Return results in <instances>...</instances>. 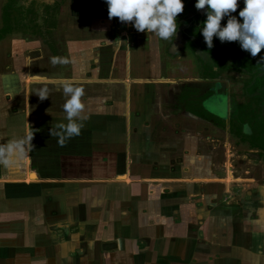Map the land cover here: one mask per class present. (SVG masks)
Returning <instances> with one entry per match:
<instances>
[{"label": "crops", "instance_id": "obj_1", "mask_svg": "<svg viewBox=\"0 0 264 264\" xmlns=\"http://www.w3.org/2000/svg\"><path fill=\"white\" fill-rule=\"evenodd\" d=\"M238 1L244 3V0ZM71 2L74 4L70 18L80 34L75 37L66 35L69 53L65 56L67 63L62 65L65 69L60 67L58 70L62 75L42 73L48 79L58 78L67 82L54 85V96H48L53 100L41 101L34 92L49 84L38 83L45 81L43 78L36 82L34 77L30 78V106L40 109L46 102L51 105L46 117L35 115L31 109L34 121L40 125L32 132L35 142L31 153L39 151L37 155L43 160L51 153L56 158L53 159L55 164L47 168L45 161L34 155L33 159L39 158L43 166L38 165L41 170H36L41 171L40 174L27 168L26 181L58 183L53 187H42L52 189L50 202L45 197L38 200V203L42 202L43 210L46 206L52 208L51 213L48 209L43 213V217L49 213L56 220L55 227L49 226V230L58 228L60 232L52 236L59 249L51 260L52 264H61L66 257L65 264H93L98 254L97 246L95 257L90 252L83 255L79 247L80 240L86 237L87 240H98L99 244L107 241L100 244L102 250H117L115 255L118 254L123 264H214L208 255L213 250L221 254L223 244L220 242H223L221 238L218 240L219 234H222V226H226L224 218L231 220L234 211L222 213L215 210L222 196H216L215 184L206 186L205 183L220 181L215 178L219 168L215 161L217 147L206 143L212 140L197 139L187 133L196 137L208 134L207 138H214L220 130L193 115L196 123L192 126L197 128H192L194 121L189 120H181V127L170 129L172 131L159 127L157 107L162 97L160 100L154 97L167 84L179 81L183 86L197 87L199 72L186 71L192 64L191 61L183 63L184 55L169 59L170 67L165 68L158 55L159 45L164 40L154 34L137 32L130 37L128 34L133 32H128L120 35L115 18H108L106 0ZM25 45L28 47L29 43ZM21 57L18 54L17 59ZM152 57L155 62L151 61ZM9 59H6L7 67L14 62L17 64L16 59ZM25 74L22 76L15 71L0 77V103L17 92L21 80L26 79L27 82ZM68 84L84 89L82 100L86 107L78 121L83 124L80 135L66 139L61 146L59 136L50 135V131L62 134L58 125L67 123L63 110L67 97L63 89ZM34 100L36 103L32 102ZM6 103L11 104L10 101ZM8 104L2 102L0 109L5 110ZM123 104L125 110H120ZM11 134L8 131L10 139ZM184 134L188 136L182 137ZM205 147L206 152L201 149ZM28 159L29 152L26 153V163ZM5 170L11 172L13 169L10 171L6 166ZM32 174L36 176L35 180L31 178ZM6 176L10 175L0 174V182L9 181ZM5 188L0 191V207H8L22 215L19 212L24 213L28 204L10 208L12 198L6 194ZM7 215H4V221L8 227L11 221ZM67 224L78 228L73 235L64 226ZM205 224L207 229L202 231ZM233 226L235 238L238 227ZM60 229H64V238ZM239 231L243 233V244L237 248L238 244L227 242L223 245L226 250L233 249L236 253L242 248L252 253L264 252L262 220H251L245 231ZM40 232L37 233L38 238ZM224 232H227L226 227ZM204 235L212 239L208 240L209 244H206ZM72 253H75L74 257ZM231 254L229 258L233 257Z\"/></svg>", "mask_w": 264, "mask_h": 264}, {"label": "rangeland", "instance_id": "obj_2", "mask_svg": "<svg viewBox=\"0 0 264 264\" xmlns=\"http://www.w3.org/2000/svg\"><path fill=\"white\" fill-rule=\"evenodd\" d=\"M47 1L49 2L50 0ZM53 1L61 4V10L58 11L59 14L57 15V11L53 12L58 16V20L55 22V25L53 23H49V25L53 26V33L55 35L45 33L37 38L36 36H32L29 33L25 34L21 32L8 34L6 37L0 40V77L8 76V73L10 75L11 72L19 71V74L22 76H24L26 73L25 76L27 78V82H25L26 79H23L18 83V85H21V87L18 88L15 94L10 95L7 99H5V101H1L3 104H8L6 103L8 101L11 102V104H8V108H5V110L0 109V139L2 140V145H7L11 141L26 139L30 135L32 136V132H34L35 128L40 126H38V122L34 121V114L42 117L49 115L51 105H49L47 102L45 106H42L40 109H38V107L34 108L30 106V78L33 76L45 77L42 75V73L50 76L62 75L58 70L60 67L63 70L65 69L62 66L64 63H53L52 58L59 57L67 60L65 56L68 55L69 51L66 42V35L75 37L78 33L80 34L79 29L76 27L75 23L73 24L72 18H70L73 9L72 6L74 4L71 2L72 0ZM53 1H50L51 4H54ZM74 1L77 2L79 0ZM5 2L6 0H0V27L2 25V7ZM238 4L239 6H244V3L240 1H238ZM196 13L197 9H194L192 10L191 15ZM115 22L117 24L116 26L120 27V35H122L121 31L126 32L127 34L128 32H137L131 23H121L117 18H115ZM179 31H181V29ZM179 31H177L176 36H173L171 39L161 41L162 43L159 45L161 52L159 50L158 52L160 54L158 55L160 56V59L163 60L162 64L165 65V68H168L170 67V62L168 61L169 59H174L178 55H184L183 59L185 62L183 63L187 64L188 61H191L192 64L189 67L191 70L188 69L186 71H198L200 73L202 70L201 65L196 55L191 50L184 51L185 39ZM143 33H145L143 35H147V32ZM131 34L134 33H130L128 35L133 37L134 35ZM27 42L29 43L28 47L25 45ZM196 48L197 53L203 59H209L207 53L201 50L198 41L196 42ZM39 49L42 51L40 52ZM18 54L22 56L20 60L17 59ZM154 57H152L151 61L155 62V59H153ZM7 58L9 61L16 59L17 64L14 62L13 65L7 67V65H9V63L6 61ZM199 73H196L198 75L197 77H199ZM241 77L244 78L242 75ZM225 78L227 83L224 84V86H226L227 91L234 93L238 102H243L244 96L242 92V85L234 84L229 74H226ZM55 79L59 80L58 78H54L52 80ZM48 84L49 85H43L42 90H47L48 96L53 97L56 91V86L54 85H57L58 83ZM214 85L215 84L213 83L204 85L201 84L202 87H199V90L207 91L210 89H215ZM38 91L40 92L41 90L39 89ZM184 91L185 86H183L179 81L173 85L167 84L165 89L159 92L160 94H154V97H156L157 100H160L159 98L162 97L161 101H159L161 104L159 107H157V116L160 118L159 119L157 117V119H159L158 121H160L157 126H164L170 130L172 128L175 129L177 127H181L180 122L182 121H194L191 126L196 123L195 117L191 116V114L185 111L184 105L182 106L181 104L180 96ZM39 92H34V95L38 97L37 95ZM49 100L53 99L51 98L48 99V101ZM32 102L36 103L35 100ZM123 102L124 101H122V103ZM206 107L212 113L217 115H223L225 117V113L227 111L229 114L228 98H211L208 102H206ZM31 109L34 114L31 113ZM120 110H125V104L122 105ZM34 111L38 114H36ZM150 113L152 112L150 111ZM215 127L218 128L217 126ZM192 128H197V126L194 125ZM218 129L220 131L216 133L214 138H207L208 134H202V136L199 137H196V135L192 133L189 134L190 132L187 134L197 139L205 138V141L212 140L206 143L217 147L215 150V161H217L219 168L216 171L215 178L220 179V181H215L214 183H205H207L206 186L215 184L217 186L216 196H222L221 201H219V203L217 202L215 205V210H218L222 213L234 211L231 220L228 221V218H224L227 222L224 223L226 226H222L221 228L222 234H219L218 240L221 238L223 242H220V244L225 245V243L231 242L235 243L236 245L238 244L239 246H236L238 248L243 244L244 241L242 235L243 233H240L239 230H242V232L245 231L250 225L251 220L256 219V221L262 220L264 222V159L259 156V150H252L248 143H244L240 141L238 137L233 136L230 133V127ZM8 131L12 132L11 139L7 137ZM1 132H3L2 135ZM181 132H183L182 129ZM171 134L172 132H170V135ZM187 134L182 135V137L188 136ZM186 141L190 140L187 139ZM34 142L35 139L31 141L32 144H34ZM192 143L194 142L192 141ZM206 148L207 147L201 149L206 152ZM28 152L30 159H28V163H26V153ZM26 153L21 154L19 157H13L14 162L12 163H0V174L10 175L6 176L7 179H10L9 181L0 182V191L2 190V187L3 189L6 186L11 187L10 189L5 188L6 194H9V197L12 198L11 200L13 205H9L10 208L15 206L19 208L28 204V207L25 206L26 210L24 213L19 212L22 213V215L9 210L8 207H0V224H2L0 227V264H9L11 262L13 264H52L51 260L56 256L58 253L57 251L59 250L57 249L55 242L52 240L53 234L60 233L58 232L59 229L52 228L49 230V226L50 228L55 227L53 225L55 224L56 220L52 219L51 217L53 216L49 213L45 214L43 217V213L47 211L48 206H46L45 210H43L44 208L42 202L38 203V200H40L39 198L45 197L47 202H50L53 199V196H51L53 193L52 189H44L42 188L43 185H45V187H53L58 183H44L43 181L28 183L26 181L27 168L29 171H35L40 174L41 171L36 170L40 166H43V162L45 161L44 163H46L47 168H51L50 166L55 164L53 163V159L56 158L51 153H49L43 160V157L37 155L39 154V151L37 150L33 151V153H31V150H29ZM34 155H37L43 162L39 160V158L38 160L41 162H39L37 159L34 160ZM6 166L8 170H13L11 172L5 170ZM40 179H43V177L40 176ZM49 206L51 205L49 204ZM51 209V207L48 209L50 210V213L52 211ZM7 214L10 215L9 221H11V225L8 227L5 225L6 221H4V215L8 216ZM43 220L46 221L45 225H43ZM232 224L238 227V233L235 238L233 235L234 230L231 229H235V227ZM64 226L68 227L72 235L74 234L73 232L78 229L76 226H70L69 224ZM200 226H198V228ZM214 227L215 226L213 225L212 229H214ZM224 227L227 228V232H224ZM201 229L204 231L207 229V225H203ZM60 230H62V236L64 238V229ZM38 231H42L39 233V235H41L40 238H38ZM86 238L88 239V237ZM87 239L82 238V240H80L81 243H78H80L79 247H81L83 255L84 252H90V254L92 256L94 255V257L97 246L98 249L96 251L98 254H96V258L93 259V264H123L120 263L118 254L115 255L117 250H114L115 252H107L102 250L100 244L107 241H100L99 244L98 240ZM209 239L212 240L211 238L207 237V235H204V240L208 242L206 244L210 243L208 241ZM223 245L220 249L221 254H218V250H213L210 251V254L208 255L210 260L213 262L215 261L214 264H264L263 251H256L252 253V251L247 252L245 249L242 250V248H240V250L234 253L233 249L228 251L225 248L226 246ZM231 253L234 254L232 255ZM229 254H231L233 257L229 258ZM72 255L74 257L75 253H72ZM65 259H67V257L62 259L61 264L67 263V260L65 261Z\"/></svg>", "mask_w": 264, "mask_h": 264}, {"label": "trees", "instance_id": "obj_3", "mask_svg": "<svg viewBox=\"0 0 264 264\" xmlns=\"http://www.w3.org/2000/svg\"><path fill=\"white\" fill-rule=\"evenodd\" d=\"M197 0H183L185 5L182 14L177 17V31L185 39L184 50H191L197 57L201 65V78L214 81L224 73H232L234 84L242 85L244 96L243 102H238L234 93H230L232 98L233 116L226 120L222 115L212 113L206 107V102L218 95L228 96L225 90L215 89L200 91L199 86L194 87L185 84V91L180 96L181 104L185 111L191 115L211 123L218 128L230 127V133L238 137L240 141L248 143L252 150H259V156L264 159V50L257 57H252L250 53L242 50L238 42L221 43L217 37L213 39V47L209 49L201 34L206 12L200 15L197 12L191 15L192 10L196 9ZM42 8V12H40ZM61 4L54 1V4L47 0H6L2 7V25L0 27V40L12 33H29L37 38L45 33L55 35L53 23L58 20ZM244 6H239L236 16ZM206 10V9H205ZM57 11V15L53 12ZM207 11V10H206ZM227 17L221 24L226 26ZM28 34V35H29ZM200 44L202 51L208 54L209 59H203L198 53L196 42ZM217 68V70H215ZM233 73L244 76L235 77Z\"/></svg>", "mask_w": 264, "mask_h": 264}, {"label": "clouds", "instance_id": "obj_4", "mask_svg": "<svg viewBox=\"0 0 264 264\" xmlns=\"http://www.w3.org/2000/svg\"><path fill=\"white\" fill-rule=\"evenodd\" d=\"M106 3L110 20L118 18L121 23H131L138 32L151 33L162 40L176 36L177 17L185 8L183 0H106ZM238 7V0H197L195 8L207 10L201 34L209 49L213 47L214 37H217L221 43L238 42L242 50L255 58L264 50V0H244V8L239 11L242 23L232 15ZM225 17L228 18L227 23L222 27L221 22ZM52 62L67 63V60L53 57ZM63 91L67 97L63 105L67 123L58 125L62 134L50 131V135L59 136L61 146L66 139L80 135L83 124L78 121L86 107L82 100L85 95L82 87L68 84ZM37 96L41 101L46 100L48 92L41 90ZM32 140L33 136L30 135L26 139L0 145V163H12L13 157L33 149Z\"/></svg>", "mask_w": 264, "mask_h": 264}, {"label": "flooded vegetation", "instance_id": "obj_5", "mask_svg": "<svg viewBox=\"0 0 264 264\" xmlns=\"http://www.w3.org/2000/svg\"><path fill=\"white\" fill-rule=\"evenodd\" d=\"M29 2H31V1H33V0H28ZM42 1V0H41ZM53 1V0H52ZM50 2V1H49ZM54 2V1H53ZM51 3V2H50ZM40 12H42V8H40ZM197 12H199V10H197ZM200 14V13H199ZM205 14V13H204ZM201 15V14H200ZM138 32V31H137ZM137 32H133V33H137ZM121 33H125V35L127 34L126 32H122L121 31ZM39 38V37H38ZM208 55V54H207ZM202 69V68H201ZM215 70H217V68H215ZM226 74H229V76H230V78L232 79V73H230V72H226V73H224L221 77H219V78H216V79H214V81H210V80H204V79H202L201 78V71H200V73H199V78H200V80L199 81H197V83L198 84H196V86H199V87H202L201 86V84H208V83H213V84H215L214 86H217L218 87V90L219 89H223V90H225L226 91V93L228 94V96H222V95H218L216 98H222V97H224L225 99H227L228 98V102H229V114H228V111L226 112V110H225V119L226 120H230V118H232V116H233V110H232V98L230 97V93H231V91H227V89H226V86H224V84H226L227 82H226V78H225V75ZM236 76V77H241V75H239V74H236V73H233V76ZM220 105V104H219ZM223 116V115H222ZM224 117V116H223ZM226 128H229V126L228 127H226Z\"/></svg>", "mask_w": 264, "mask_h": 264}, {"label": "water", "instance_id": "obj_6", "mask_svg": "<svg viewBox=\"0 0 264 264\" xmlns=\"http://www.w3.org/2000/svg\"><path fill=\"white\" fill-rule=\"evenodd\" d=\"M50 1H52V0H50ZM206 12V10H199V13L201 14V15H204V13ZM34 78H43V79H45V81H43V82H38V83H65V82H67V81H64V80H52V79H48V78H46V77H42V76H33ZM32 83H34V82H32ZM31 84V83H30Z\"/></svg>", "mask_w": 264, "mask_h": 264}, {"label": "bare ground", "instance_id": "obj_7", "mask_svg": "<svg viewBox=\"0 0 264 264\" xmlns=\"http://www.w3.org/2000/svg\"><path fill=\"white\" fill-rule=\"evenodd\" d=\"M34 79V81L36 82V81H42V79H40V78H33ZM31 178L33 179V180H35L36 179V176L34 175V174H32L31 175Z\"/></svg>", "mask_w": 264, "mask_h": 264}]
</instances>
